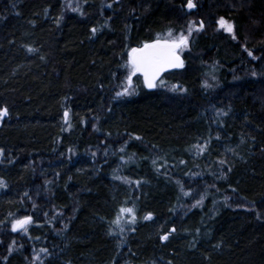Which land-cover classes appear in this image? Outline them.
Segmentation results:
<instances>
[{
	"label": "trees",
	"instance_id": "obj_1",
	"mask_svg": "<svg viewBox=\"0 0 264 264\" xmlns=\"http://www.w3.org/2000/svg\"><path fill=\"white\" fill-rule=\"evenodd\" d=\"M194 1L209 25L186 66L117 97L128 52L181 29L187 0H0V264H264V64L211 29L230 16L257 47L264 0Z\"/></svg>",
	"mask_w": 264,
	"mask_h": 264
},
{
	"label": "snow or ice",
	"instance_id": "obj_2",
	"mask_svg": "<svg viewBox=\"0 0 264 264\" xmlns=\"http://www.w3.org/2000/svg\"><path fill=\"white\" fill-rule=\"evenodd\" d=\"M187 9L192 10L197 7V5L194 3V0H187L186 4ZM76 11L77 9H73ZM47 12V10H45ZM60 19L62 17L57 18V24H59ZM218 28L222 29L224 32L231 35L233 40L237 39V36L234 31V24L232 22H229L224 17H220L216 21ZM205 27L204 22L201 21L199 26L196 28V31H201ZM98 31L97 28L93 27L91 29V32L93 35ZM193 33V25L189 24L187 33L181 32L177 35H174L172 30L169 29L168 32L165 34L163 38L158 37L156 40H154L151 43L145 42L142 47H134L131 48V50L128 52L127 56V63L125 67L128 69V75L126 77V85L123 87L122 91L116 92V96H125V95H132L134 94V89H132V78L137 73H139L143 77V84L144 87L147 89H154L158 86V80L164 71L168 69H179L184 68V60L181 58V53L189 47L190 44V38ZM29 52H32L33 49L29 48ZM244 51L247 52L248 56L252 57V59H256V57L253 55L252 51L244 48ZM43 59V57H42ZM257 73L252 72V75L255 76ZM159 83H163V81H159ZM205 87L208 85L205 84ZM172 90H177L176 86H172ZM9 110L7 107L0 108V119L8 116ZM221 115L226 113H220ZM68 116L69 113L67 110L64 112V120L65 123L68 122ZM137 139H140V137H136ZM219 139V137H217ZM208 142L205 141L204 144L195 145L197 149V155H200L204 153L207 149ZM123 150V149H121ZM4 154V150L0 148V156ZM93 156H95V153H93ZM183 163V161H181ZM220 165H224L225 161L220 160L218 161ZM153 164H156V161L153 160ZM231 171V169H228ZM159 171V169H157ZM115 179H120L118 176H114ZM45 183H48L47 181ZM138 183V182H137ZM5 182L0 179V188H4ZM235 191V190H233ZM185 195H188V193H184ZM27 195V193H25ZM203 197L201 200L196 201V204L193 205V207L198 206L202 202ZM225 204L227 206V198L225 200ZM36 205L33 204V208H35ZM45 216H47V213H45ZM257 218H261L258 214ZM144 219L151 220L152 214L148 213ZM33 217L31 215H23L20 218H14L11 220V231L13 233L16 232H23L24 234H28V226L32 224ZM136 222V214L134 208L130 207H120L118 210V213L116 215L115 220L112 221V224L116 226V228L119 229V232H124L123 224H134ZM176 229L172 228L169 232H166L159 236V239L161 242L167 241L169 239V236L172 232H175ZM109 234H112V230H109ZM121 240H123V237H121ZM15 244V241L13 240L12 244L8 247V252L11 254V252L14 250L13 246ZM40 253H48L47 248H41L39 250ZM5 259H7L5 257ZM32 260L40 261V264H43V261L40 258L39 254H34L32 257Z\"/></svg>",
	"mask_w": 264,
	"mask_h": 264
},
{
	"label": "rangeland",
	"instance_id": "obj_3",
	"mask_svg": "<svg viewBox=\"0 0 264 264\" xmlns=\"http://www.w3.org/2000/svg\"><path fill=\"white\" fill-rule=\"evenodd\" d=\"M194 3H195V1H194ZM184 11H186L187 14H189V13H191V14L189 16H187V20L185 19V17H184V20H183V16H182V21H183L182 24H183V27L181 29H179V30H176V31L174 30L173 34L174 35H177V34H179L181 32L187 33L189 24H192L193 25V33H192V36L190 38L189 47L187 49H185L181 53V58L184 60V64L186 66L187 59H189L192 56V54H193L194 45L196 44V42L199 39V37L206 31V29H208L207 26L209 25V23L203 21V19L199 17V14L196 13L197 7L195 9L189 10L185 6L184 7ZM219 18H220L219 16H216L213 19V22H212V25H211L212 32H221L223 35L227 36L230 40H232V43L233 44L239 43L240 49L242 51H244V48H247V49L251 50L252 53H253V55L256 57V59H252V57L248 56L247 52L244 51L245 54H246V56L248 57V59L250 61H252L253 63H257L259 61V63L264 64V58H263L264 57V40L262 42L257 43V47H254V44H256L254 41L253 42H250V43L248 42L249 39H250V37H246L247 38L246 41H245V39L243 41L241 40L239 42H238V39L233 40L232 37H231V35H229L228 33L224 32L222 29H219L218 28V25H217L216 21ZM225 19L228 20L229 22H232L234 24V21H232V18L230 16H226ZM201 21L204 22L205 27L201 31H196V28L199 26V24H200ZM235 30H236V26L234 24V31ZM235 34H236V31H235ZM244 38H245V36H244ZM263 39H264V37H263ZM261 40H262V38H261ZM206 78L208 79V76H206ZM209 79H211V78H209ZM140 81H141V78H140ZM162 81H163V83H159V85L165 83L164 82L165 80H162ZM211 81H212L213 84L211 82H207L208 83L207 84L208 86L207 87L204 86V90H206V91L213 90L215 88V86L216 87H219V88L222 87V86H220V83H218V80H215V81L211 80ZM135 82L136 81H132V89H134V93H135V91L137 89V85H136ZM136 137L137 136H133V135L132 136H129V138H131L133 140L140 141V139H137ZM91 162L92 163H96V160L94 158H92L91 159Z\"/></svg>",
	"mask_w": 264,
	"mask_h": 264
},
{
	"label": "water",
	"instance_id": "obj_4",
	"mask_svg": "<svg viewBox=\"0 0 264 264\" xmlns=\"http://www.w3.org/2000/svg\"><path fill=\"white\" fill-rule=\"evenodd\" d=\"M178 70H180V68L179 69H168V70L164 71L163 73H161V75L159 77V80L163 77L164 74L171 73V72H175V71H178ZM137 75L140 76V78H141V80L143 82V77L139 73H137ZM145 89L146 90H152V89H147V88H145Z\"/></svg>",
	"mask_w": 264,
	"mask_h": 264
},
{
	"label": "bare ground",
	"instance_id": "obj_5",
	"mask_svg": "<svg viewBox=\"0 0 264 264\" xmlns=\"http://www.w3.org/2000/svg\"><path fill=\"white\" fill-rule=\"evenodd\" d=\"M137 75V74H136ZM140 77V76H139ZM143 83V82H142ZM143 86H144V84H143Z\"/></svg>",
	"mask_w": 264,
	"mask_h": 264
}]
</instances>
